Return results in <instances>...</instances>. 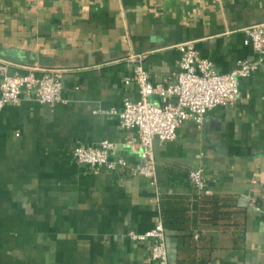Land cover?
Here are the masks:
<instances>
[{
    "label": "crops",
    "instance_id": "crops-1",
    "mask_svg": "<svg viewBox=\"0 0 264 264\" xmlns=\"http://www.w3.org/2000/svg\"><path fill=\"white\" fill-rule=\"evenodd\" d=\"M259 22L264 0H0V62L60 71L65 99L48 106L23 90L0 109V264H158L129 233L162 221L161 201L177 218L162 221L167 264H264V60L239 78L236 102L154 138L157 190L128 167L94 171L71 154L109 139L112 157L138 160L127 142L137 129L103 111L137 97L123 83L135 54L154 83L174 80L184 41L229 72L257 59L243 39Z\"/></svg>",
    "mask_w": 264,
    "mask_h": 264
},
{
    "label": "built area",
    "instance_id": "built-area-1",
    "mask_svg": "<svg viewBox=\"0 0 264 264\" xmlns=\"http://www.w3.org/2000/svg\"><path fill=\"white\" fill-rule=\"evenodd\" d=\"M244 44L250 45L258 53L253 61L242 60L229 72H217L210 59L199 54L191 41L177 43L180 51L175 78L168 84L152 82L144 69L141 55L135 54L132 72L123 78L125 85H134L136 98L126 96L122 108L104 109L117 114L118 125L122 128H136L137 138L127 140L135 148L138 160L128 165L123 157H112L115 144L109 139H101L96 144L77 143L71 151L73 160L97 171L105 167L113 170L128 167L132 175H141L149 180L156 190L158 181L153 153L154 138L160 141L173 140L176 130L185 120L191 119L198 126L204 122L205 113L217 105H229L239 98V78L249 75L264 60V22L244 27ZM0 109L6 104H17L24 90L27 97L39 103L53 106L64 102L60 71H46L35 75L26 72H9L8 64L0 62ZM152 95L164 98L158 103L150 99ZM190 183L201 190L204 177L201 168L190 169ZM133 239L149 240V258L158 264H167L165 228L162 221L143 233L131 231Z\"/></svg>",
    "mask_w": 264,
    "mask_h": 264
},
{
    "label": "trees",
    "instance_id": "trees-1",
    "mask_svg": "<svg viewBox=\"0 0 264 264\" xmlns=\"http://www.w3.org/2000/svg\"><path fill=\"white\" fill-rule=\"evenodd\" d=\"M160 210H161L162 221L166 226H171L175 224L176 216L171 212L167 204H165L163 201L160 202Z\"/></svg>",
    "mask_w": 264,
    "mask_h": 264
}]
</instances>
